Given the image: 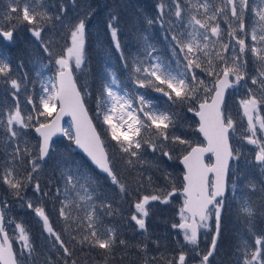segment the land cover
<instances>
[{
	"label": "snow or ice",
	"instance_id": "6c2138e0",
	"mask_svg": "<svg viewBox=\"0 0 264 264\" xmlns=\"http://www.w3.org/2000/svg\"><path fill=\"white\" fill-rule=\"evenodd\" d=\"M4 2L6 7L0 10V44L16 45V51L14 61L0 51V90L7 94L0 100V151L4 157L0 183L7 186L21 207L34 214L51 250H55L56 259L46 255L42 264H69V260L77 264L72 260L77 246L82 252L100 250L105 254V264L108 254L118 247L146 253L147 244L129 245L119 238L115 226L105 225V215L122 214L107 189L130 201L127 222L147 233L150 202L167 204L177 189L173 187L167 195H140L144 180L151 183L152 176L144 177L142 171L138 172L137 187L133 189L122 181L117 167L121 162L129 170L151 167L153 164L143 159L145 151L151 150L159 153L155 162L159 170L160 163L174 159L175 147L168 148L169 143L186 145L191 150L181 158L184 200L178 211L180 222L171 225L182 233L184 244L167 264H187L189 258L198 264H213L232 214L243 220L248 234L255 237L254 246L247 239L237 244L236 264H264V235L255 234L257 208L252 199L255 196L264 207V137L257 135L264 133V117L259 114V106L264 105V0H158L155 14L144 17L143 33L138 34L140 47L132 54L125 53L119 38V6L105 5V28L111 47L102 49V85L95 94L98 125L88 114L72 67L74 63L76 71H85L88 24L96 10L89 6L65 22L68 10L63 0L58 11L48 0ZM72 3L75 5V0ZM49 26L54 31L57 26L67 30L70 44L61 52L55 50L56 41L45 36ZM155 28L159 29L163 49L152 41ZM114 59L126 73L123 79ZM250 64L254 74H250ZM240 87L246 92L239 103L248 124L241 145L255 146L254 155H246L230 143L236 122L227 114V93ZM253 88L259 90V97ZM83 90L92 95L86 87ZM201 92L204 99L197 104ZM153 93L158 94L155 100ZM57 100L60 110L53 117ZM177 104H188L187 111L199 117L198 131L207 141L206 146H192L182 135L175 134L178 114L172 108ZM65 114L72 118L74 134L61 127ZM97 127L102 131L98 132ZM30 129L38 135L31 145L24 139ZM57 133L70 142L63 150L55 147L53 137ZM102 136L114 142L118 153L109 155ZM73 145L99 172L90 169L87 162L75 160ZM205 153L212 154L213 163L204 162ZM20 165L24 166V174ZM45 165L50 166L53 178L47 181L49 191L44 190L40 179ZM170 178L171 174L165 173V179ZM54 181L52 202H58L56 212L63 223L62 232L54 227L43 200L34 202L21 195V190L31 185L35 194L47 198ZM229 191L231 197L227 195ZM8 207L6 200L0 201V264H24L35 259L36 249L24 225L8 221L15 224L20 244L19 254L13 252L5 230ZM202 229L205 237L211 236L207 250H197ZM65 235L68 241L63 239ZM188 245L193 246L195 256H190ZM155 259L145 257L144 264H152Z\"/></svg>",
	"mask_w": 264,
	"mask_h": 264
},
{
	"label": "trees",
	"instance_id": "16d2710c",
	"mask_svg": "<svg viewBox=\"0 0 264 264\" xmlns=\"http://www.w3.org/2000/svg\"><path fill=\"white\" fill-rule=\"evenodd\" d=\"M48 3L56 6V11H58L61 0H48ZM158 0H75V5H73L72 0H63V4L67 7L68 19L74 18L85 12L89 6L91 9L96 10V15L91 18V22L88 24V35L86 37L85 45V56L86 65L85 71L80 72L74 70V78L76 83L83 94V99L86 108L93 120L94 125H98V120L96 119V99L95 94L97 89L102 85V80L100 79L101 72L103 70V54L102 49L107 50L111 47L110 36L106 32V21L108 8L105 5L112 7L118 5V12L120 15V41L121 45L126 54H132L137 52L140 47L138 40V34L143 33L145 27L144 17L153 16L155 14L154 9ZM6 7L4 0H0V10ZM52 10V9H50ZM222 27L227 29V25L222 24ZM152 41L156 43L161 49L164 45L160 41L159 29L155 28L151 32ZM46 38H51L56 41L57 52H61L64 48L69 46L70 39L67 35V30L57 26V30H53L49 26L48 31L45 33ZM0 51L5 55H8L15 60L16 45H8L7 43L0 44ZM115 67L118 74L123 79L126 73L121 70L120 63L118 59H114ZM252 70L250 74H254V69L252 65H249ZM88 89V93L84 92V88ZM29 90H31V85H29ZM39 83L36 84L37 99L39 97ZM255 94L259 97L261 93L258 89L253 88ZM6 93L0 90V100L6 97ZM158 94L153 93L152 99ZM246 97V92L244 87L239 89H229L227 93V114H229L235 123V131L230 133V140L234 147H238V141L241 142V137L247 133V120L243 115V111L240 108L239 101ZM210 96H208V99ZM204 99V94L201 92L198 98L197 104ZM25 94L22 92L20 96L21 107H25ZM8 102L11 104V98L8 97ZM163 103V101H160ZM188 104L180 105L177 104L173 106L172 110L178 114L177 125L175 134L182 135L183 138L190 141L191 145L202 143L199 134L195 131L197 121L193 115V112H188ZM30 107V106H28ZM259 114L264 117V105L259 106ZM97 131L100 132L102 129L97 127ZM27 139L29 144H35L37 137L33 133V129L28 130ZM106 151L109 155L118 153V148L114 146V142L110 138H105ZM55 147L58 150H63L69 141L67 137L55 140ZM175 147V151L172 153L174 159L171 161L165 160L159 165V170L155 166V162L159 160V153L153 154L151 150H146L143 159L151 162L153 166H145L140 168L139 166L135 170L126 169L121 162L117 171L119 172L122 181L130 183L135 189L138 182V172H143L144 177L149 175L152 176V181L149 183L146 179L144 180L143 188L140 195H154L162 193L167 195L171 192L173 187L177 191L169 199V203L161 204L158 201L150 202V216L146 220V226L148 228L147 233H143L138 229L134 228L127 222V217L131 215V210L129 208L130 201L128 199H122L119 195L112 192L111 189H107L109 197L113 200L114 206H118L122 209L121 215H116L114 217L104 216L105 225L115 226L118 230L119 238L128 241L129 245H143L147 244V252H140L136 248L124 249L117 248L113 254H108L107 264H144L145 257L149 259L155 257L152 260V264H167V261L172 257L178 255L179 251L182 250V245L184 241L182 239V233L179 230L172 229L171 225L173 223L179 222L178 211L182 206V196L181 189L183 186L182 174L183 170L179 164V158L187 152L190 148L186 145H176L173 146L171 143L168 144V148ZM73 156L78 162L85 161L88 163L90 169H94L98 172L86 159L72 146ZM253 155V153L251 152ZM4 157L2 151H0V163H2ZM206 160L210 162V157H206ZM23 165H20L21 174L23 172ZM258 172V170H257ZM165 173H170L171 178L165 179ZM40 179L42 181V187L45 191H49L47 181L53 179L50 176V166L45 165V171L40 174ZM56 182L54 181L51 186V194L49 197L44 198L33 192L32 186H28L21 190V195L25 199H32L34 202H43L47 206V211L50 219L53 222L54 227L58 232L63 231V223L58 219V214L56 208L59 206L58 202L54 205L52 202V196L55 194ZM229 197L232 196L231 191L227 192ZM253 201L256 203V216L254 218V231L256 235H264V207H261L260 201L254 196ZM7 201L8 208L5 211V228L12 235L15 232V224H9L8 221L19 222L24 225L28 230L30 237L32 239L33 245L36 249L34 254L35 259L30 261H25L24 264H42L44 257L46 255H51L53 260L56 259L55 250H51V243L46 239V234H42L41 224L34 214L24 207H21L20 201L14 198L13 194L9 189L0 183V201ZM235 204L232 205L235 208ZM16 233V232H15ZM205 236L200 235L199 249L197 250H207L211 244V236L208 235L206 240H203ZM65 241H68V236H63ZM247 239L253 246L255 242V237L248 234L246 223L243 220H238L235 214H232L229 219L227 226L225 228L224 234L219 242V249L215 256L212 258L213 264H236L237 256V244L242 240ZM157 242L159 247H157ZM70 248L72 244L68 245ZM15 253L18 255L20 247L17 244L13 245ZM187 249L190 256H195V251H193V246L188 245ZM254 250V247L253 249ZM242 259V257H241ZM72 260H76L77 264H105V254L100 250H95L92 252L80 251L79 246L77 250L73 252ZM71 264V260H69ZM187 264H198V261L189 258Z\"/></svg>",
	"mask_w": 264,
	"mask_h": 264
},
{
	"label": "water",
	"instance_id": "95a60500",
	"mask_svg": "<svg viewBox=\"0 0 264 264\" xmlns=\"http://www.w3.org/2000/svg\"><path fill=\"white\" fill-rule=\"evenodd\" d=\"M73 79H74V75H73ZM74 80H75V79H74ZM75 82H76V81H75ZM77 88H78V86H77ZM78 89H79V88H78ZM82 98H83V97H82ZM208 101H209V103L211 102V97L208 99ZM85 107H86V106H85ZM59 110H60V106H59V101L57 100V107H56V109H55V111H54V113H53V117L55 116L56 113L59 112ZM197 110H198V109H197ZM88 114H89V112H88ZM193 115H194L195 119L197 120V126H196L195 130H196V132L200 135V138L202 139L203 143H201V144H195V145H192V146H197V145H199V146H206L207 141L204 139L203 134L199 133V131H198L199 117L195 116V113H194V112H193ZM89 116H90V114H89ZM68 119H69V121H70V123H71V131H72L73 134H74V129L72 128V118H71L70 115L65 114V115H63V116L61 117V120H60L61 127H63V122H64L65 120H68ZM93 124H94V123H93ZM33 132H34V129H33ZM34 134H35V136L38 138V135H37L35 132H34ZM62 136H63L62 133H57V135L53 137V141L56 140V139L61 138ZM74 148H75V150H77L78 152H80V153L86 158V160L91 164L90 160H88L86 154L83 153V151H82L81 149H78V148H76L75 146H74ZM190 150H191V149L189 148L188 151H190ZM188 151H187V152H188ZM187 152H186L185 154H187ZM185 154H184V155H185ZM182 156H183V155H182ZM182 156L179 158V163H180V165H181V167H182V169H183V173H184V166H183V164L181 163V158H182ZM206 156H210V157H211V162H210V163H207V162H206V160H205V157H206ZM204 162H205L206 164H211V163L214 162V157L212 156L211 153H205V155H204ZM92 166L95 168L94 165H92ZM96 170L99 172L98 169H96ZM182 176H183V174H182ZM182 188H183V187H182ZM181 194H182V189H181ZM182 195H183V194H182ZM183 197H184V196H183ZM178 223H179V222H178ZM2 239H3L2 236H0V242H2ZM9 242L11 243L10 238H9ZM11 244H12V243H11ZM12 248H13V247H12ZM13 252H14V250H13Z\"/></svg>",
	"mask_w": 264,
	"mask_h": 264
},
{
	"label": "rangeland",
	"instance_id": "374dc122",
	"mask_svg": "<svg viewBox=\"0 0 264 264\" xmlns=\"http://www.w3.org/2000/svg\"><path fill=\"white\" fill-rule=\"evenodd\" d=\"M72 67H73V69L75 70V65H74V63L72 64ZM56 107H57V101H56V106H55V109H56ZM240 108H241V106H240ZM54 109V110H55ZM54 110H53V112H54ZM241 110L243 111V109L241 108ZM245 117V116H244ZM246 118V117H245ZM246 120H247V118H246ZM247 123V122H246ZM63 127L64 128H66V129H69V130H71V127H70V124H69V122L66 120V121H64V125H63ZM247 127H248V125H247ZM257 135L258 136H262V137H264V133H261V132H258L257 133ZM238 143V147L237 148H241V150L243 151V152H248V153H253V155H254V148H255V146H253V145H241V142H237ZM2 185L4 186V188L6 189V185H4L3 183H2ZM181 196H182V204H183V200H184V197H183V195L181 194ZM204 231L205 230H201V236H205L203 233H204ZM9 234V237H10V239H11V242H12V245H14V244H17V246H19L20 247V244L17 242V238H16V233L15 232H13L12 233V235L10 234V233H8ZM182 239H183V236H182ZM203 240H206V238L204 237V239Z\"/></svg>",
	"mask_w": 264,
	"mask_h": 264
},
{
	"label": "flooded vegetation",
	"instance_id": "af4514ba",
	"mask_svg": "<svg viewBox=\"0 0 264 264\" xmlns=\"http://www.w3.org/2000/svg\"><path fill=\"white\" fill-rule=\"evenodd\" d=\"M246 155L249 154L248 152H244Z\"/></svg>",
	"mask_w": 264,
	"mask_h": 264
}]
</instances>
